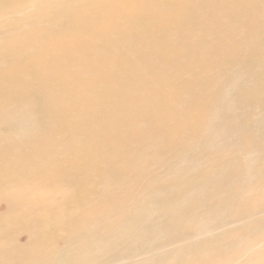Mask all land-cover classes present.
Wrapping results in <instances>:
<instances>
[{
  "label": "bare ground",
  "instance_id": "bare-ground-1",
  "mask_svg": "<svg viewBox=\"0 0 264 264\" xmlns=\"http://www.w3.org/2000/svg\"><path fill=\"white\" fill-rule=\"evenodd\" d=\"M263 240L264 0H0V264H264Z\"/></svg>",
  "mask_w": 264,
  "mask_h": 264
},
{
  "label": "rangeland",
  "instance_id": "rangeland-1",
  "mask_svg": "<svg viewBox=\"0 0 264 264\" xmlns=\"http://www.w3.org/2000/svg\"><path fill=\"white\" fill-rule=\"evenodd\" d=\"M196 1V0H195ZM46 9V8H45ZM31 10V9H30ZM33 11V10H32ZM27 11H24L23 12V14H25ZM34 13H36V11H34ZM1 19L3 20L2 22H5V21H8V20H10V17H9V15H7V14H2L1 15ZM237 25H239V21H237L236 20V22H235ZM190 42L191 43H193V39L191 38V40H190ZM209 47L212 49V47L209 45ZM241 53H236L237 54V56L238 57H240L241 56V54H242V52L243 51H240ZM2 54H6L5 52H2ZM160 55H163V54H160ZM1 59H3V57L1 58ZM162 67V66H161ZM160 67V68H161ZM88 76V74H86V75H84V77H87ZM219 76L220 75H218L217 76V74H215V73H211V72H209V71H206V75H201V77H202V80H204V81H209V80H211V83H212V85L213 86H216V83L219 81ZM153 78V77H152ZM154 79H156V81H154V83L156 84V86L157 87H159V88H162L163 90H164V96L166 97V98H169V96H170V87H169V84H168V82H166V81H164V77L161 75V74H159V73H155V75H154ZM153 79V80H154ZM177 79L178 80H186V79H188V76L187 75H185V74H179L178 76H177ZM127 81V79L126 78H121L120 79V82L121 83H125ZM153 82H151V84H152ZM98 85V84H97ZM195 93V92H194ZM180 94H181V96H182V99L180 100V102L178 103V109L179 110H183V108H184V106H186V103H187V101H193L194 100V98H193V96H192V93H190V92H188V91H185V90H181L180 91ZM73 101H75V102H78L79 101V99H80V95L79 94H75L74 95V97H73ZM255 106V104H249V105H241V106H237L236 107V112H238V113H243V112H247V110H250V113L251 114H256L257 113V111H254V110H251L253 107ZM79 108H83V104L82 103H79ZM178 110V111H179ZM73 113V111H71V113L70 114H72ZM195 113H196V115H200V114H202V111L201 110H196L195 111ZM165 123H166V125H168L170 128H171V130H174V129H177L178 128V124H177V122L174 124V122L170 119V118H166L165 119ZM144 124H145V122H144V120L143 119H140V120H138L137 121V123H136V125L138 126V127H140V128H142L143 126H144ZM170 130V131H171ZM246 160H245V158H243L242 160H240V162L241 163H244ZM64 164H67L66 162H63ZM158 175H160V173H158ZM221 183L222 184H224L225 185V183L223 182V180L221 179ZM174 201V200H173ZM173 201L171 200V199H164L163 200V198L159 201V204H157V203H155V205H157V206H159L160 208H162V212H160L159 214V219H160V221H163V220H165V216H166V212H165V208L168 206V207H170V205L173 203ZM214 203L212 202V201H206L204 204H200V207H199V209H198V211L199 212H201V211H205L206 209H208V208H211V207H213L214 205H213ZM197 205V204H196ZM193 206H195V204L193 205ZM218 229L220 230V228L218 227V226H215V227H213L212 228V230H211V232L214 234V233H218ZM162 231H166L165 229H162ZM178 231V229H176V230H174V233H176ZM196 230L195 229H192V230H189V232L190 233H194ZM148 235V234H147ZM147 235H145V236H147ZM144 236V237H145ZM164 235H161V238L163 237ZM24 241V237L22 236V237H20V242H23ZM204 245V243H202L201 244V246H203ZM262 246H264V240L263 241H261L260 243H258V244H256L253 248L254 249H259V248H261Z\"/></svg>",
  "mask_w": 264,
  "mask_h": 264
}]
</instances>
